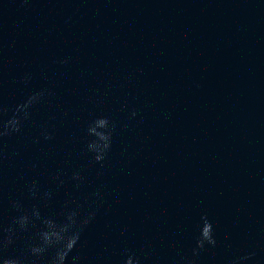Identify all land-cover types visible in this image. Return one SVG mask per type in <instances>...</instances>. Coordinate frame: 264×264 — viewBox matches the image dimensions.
Wrapping results in <instances>:
<instances>
[{"label": "water", "instance_id": "1", "mask_svg": "<svg viewBox=\"0 0 264 264\" xmlns=\"http://www.w3.org/2000/svg\"><path fill=\"white\" fill-rule=\"evenodd\" d=\"M0 264H264V0H0Z\"/></svg>", "mask_w": 264, "mask_h": 264}]
</instances>
